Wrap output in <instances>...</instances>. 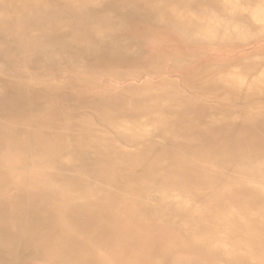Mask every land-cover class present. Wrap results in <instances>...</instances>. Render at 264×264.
<instances>
[{"label": "rangeland", "instance_id": "1", "mask_svg": "<svg viewBox=\"0 0 264 264\" xmlns=\"http://www.w3.org/2000/svg\"><path fill=\"white\" fill-rule=\"evenodd\" d=\"M251 2L227 10L211 2L197 13L182 0H136L144 28L133 44L129 37L111 40L93 16L78 30H63L61 22L75 17L68 0H0V264H17L6 254L13 237H1L6 225L21 227V247L26 237L33 243L30 226L40 230L56 264H264V179L238 161L196 155L194 145L177 139L160 144L146 127L140 133L154 146L136 148L113 130L123 121L107 114L133 103L135 114L127 116L148 126V117L193 122L180 115L183 101L198 107L208 99L216 103L210 114L216 123L226 114L224 95L240 110L263 102L264 87L198 95L200 89L189 86L193 77H185L225 63L203 85L213 78L222 84L241 57L255 52L233 61L221 59L232 55L224 51L157 53L184 35L186 28L176 27L190 24L187 13L212 24L210 18L228 15L250 27L253 17L264 16V0L244 11ZM155 19L162 31L146 33ZM72 45L76 52L69 54ZM118 51L132 58H112ZM200 56V65L187 63ZM254 68L264 74L261 63ZM125 72L130 76L120 78ZM120 204L125 211H117Z\"/></svg>", "mask_w": 264, "mask_h": 264}, {"label": "bare ground", "instance_id": "2", "mask_svg": "<svg viewBox=\"0 0 264 264\" xmlns=\"http://www.w3.org/2000/svg\"><path fill=\"white\" fill-rule=\"evenodd\" d=\"M71 2V9L74 19L68 22H61L60 27L63 30L72 31L77 29L80 23H84L89 16H93L97 21H100L99 25H102V29L106 30L103 33L108 34L109 32L113 35L111 40L118 41L121 37H129L130 43H136V30H143L144 25L139 20H136V0H68ZM195 1V2H194ZM249 0H182L183 3L194 6L193 9L198 13L197 9L202 6H207L211 2H216L218 7L228 9L230 6L235 5L239 7V4L248 3ZM27 4L28 2L25 1ZM194 2V3H193ZM64 4V11H67V3ZM252 7L245 9L244 11H253L255 7H259L257 0H252ZM215 6V4H210ZM230 15V14H229ZM190 20V24L185 23L184 25H177V30H182L184 27L186 31L184 35L176 41H171L167 44L166 51L168 55H173L174 49L183 51H192L195 55L199 53L211 51L214 53L224 51H230L229 49L243 47L251 45L255 40L264 37V16H255L249 22L250 27L255 26L257 30L242 24L238 18L229 17L222 19L220 17L210 18L212 23H204L200 21V17L196 14H186ZM239 16V15H232ZM136 21L138 26L136 27ZM34 24V22H32ZM151 26L145 29L146 33H153L159 35L162 28L160 27V21L157 19L151 21ZM38 26V25H37ZM88 30H93L89 28ZM159 30V31H158ZM243 33L248 36L244 39ZM245 40V41H243ZM74 41V40H73ZM257 43V42H256ZM256 46V45H255ZM76 46H68L65 50L67 53L72 54L76 52ZM238 48V49H239ZM237 49V50H238ZM86 50H81L79 53H85ZM146 52V51H145ZM233 52V51H231ZM114 54L111 57L119 59L121 61L128 60L129 58L125 54ZM228 53V52H226ZM220 59V58H219ZM260 63L264 65V47L260 48L258 52H255L253 58L241 57V60L237 62L232 71V75L223 81L216 82L214 78L207 85H203L204 82L209 81L212 77V71H216L217 68H223L225 63L210 65L205 71H199L197 75L193 76V73L185 74L187 79L193 77V83L189 86H195V89H200L198 95L221 93L220 90H231L230 88L239 86L253 87H264V77L260 75L258 70L254 67L260 66ZM151 62L147 61L145 70L151 73L153 68ZM238 66L239 68H236ZM130 76L129 72H125L120 78ZM196 84V85H195ZM127 97L126 94L123 95ZM223 101V109L226 114L220 115L218 122L215 123L214 119L210 116L214 114L213 108L216 103L208 99L204 104L198 107L190 106L187 101H183V105L179 110L181 117H193V122H179L173 121L172 123L161 121L159 122L156 118H146L151 125H146L142 122L141 118L133 116L131 119L127 115L130 114V110L133 115L135 114V107L133 103H125V108L121 113L108 112L113 120L123 121L119 125H116L113 130L122 131L128 135L131 140V144L135 145L136 148L141 150L147 149L152 145L151 139L153 136L158 137L160 144L167 145L173 140L177 139L180 142L194 145L195 154H201L210 159H221L224 164H228L231 161H238L241 164L242 169L245 172L250 173L254 176H260L264 179V101L258 105H254L253 101L249 105H246L243 110H240L239 104L230 105L231 96H225ZM131 120V121H124ZM149 128V136L144 132L140 133L142 128ZM165 127V129L163 128ZM209 145H212L209 147ZM213 148L211 153H208V148ZM208 153V154H207ZM260 166V173H253L254 165ZM121 190L124 189L123 185H120ZM118 212L125 211L123 204L118 206ZM126 217L132 223L139 221L135 214H126ZM10 229L12 226L6 225L2 238L11 236L13 237L8 241L6 245L7 256L16 261L17 264H29V260L36 258L37 260H47L48 264H56L52 258L51 250L55 251L47 242L43 243L42 234L40 230L30 228L33 230L32 239L33 243L30 244L26 237L24 245L28 247H21L19 245V238L23 234L21 227ZM35 242V243H34ZM37 242V243H36ZM17 246L20 252H17ZM56 261V259H55Z\"/></svg>", "mask_w": 264, "mask_h": 264}, {"label": "crops", "instance_id": "3", "mask_svg": "<svg viewBox=\"0 0 264 264\" xmlns=\"http://www.w3.org/2000/svg\"><path fill=\"white\" fill-rule=\"evenodd\" d=\"M257 42V43H256ZM252 45V44H251ZM251 45H247V46H243V47H237V48H232V49H229L230 51H224V50H222V51H224V53H226V52H228V53H231L232 55L231 56H229L228 58H226V57H221V59L222 58H225V59H227V60H229V61H233V60H236V59H238L240 56H243V55H248V54H251V53H253V52H258V50L260 49V47H262L263 45H264V37H262V38H259L258 40H255L254 41V43H253V49L251 50V49H249V47L251 46ZM256 45V46H255ZM239 48V49H238ZM238 49V50H237ZM167 49H161V51L160 52H157L158 54H161V53H163V52H165ZM222 51H220L221 53H223ZM231 51H233V52H231ZM202 56H200L199 58H197V59H191V60H188V62L187 63H189V62H192V63H195L197 66L198 65H200L201 63H202V61H204L205 60V58H201ZM220 56H215V59H218ZM180 58L178 57V59H175L174 60V62H177L178 60H179ZM163 75V74H162ZM260 75H263V77H264V74H260ZM164 77V76H163ZM173 79H176L177 77L176 76H174V77H172ZM151 82V81H150ZM149 82V83H150ZM157 82V81H156ZM152 83V82H151ZM153 83H155V82H153ZM28 247H26L25 246V249H27ZM30 262H29V264H48V262H47V260H44V259H41V260H37L36 258H33V259H30L29 260Z\"/></svg>", "mask_w": 264, "mask_h": 264}]
</instances>
